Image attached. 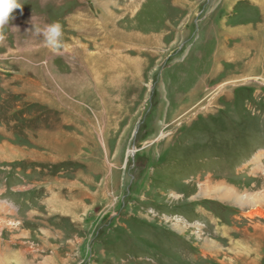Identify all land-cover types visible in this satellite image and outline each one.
Instances as JSON below:
<instances>
[{"label":"rangeland","instance_id":"374dc122","mask_svg":"<svg viewBox=\"0 0 264 264\" xmlns=\"http://www.w3.org/2000/svg\"><path fill=\"white\" fill-rule=\"evenodd\" d=\"M18 3L0 264H264V1Z\"/></svg>","mask_w":264,"mask_h":264},{"label":"clouds","instance_id":"9594fccd","mask_svg":"<svg viewBox=\"0 0 264 264\" xmlns=\"http://www.w3.org/2000/svg\"><path fill=\"white\" fill-rule=\"evenodd\" d=\"M21 8L18 0H0V41L4 39L3 29L9 25L12 19V13L15 9ZM13 30L16 27H12ZM34 35L41 36L47 47L53 52H58L64 47L63 44V26L59 21L45 24L42 28L36 27Z\"/></svg>","mask_w":264,"mask_h":264},{"label":"bare ground","instance_id":"6f19581e","mask_svg":"<svg viewBox=\"0 0 264 264\" xmlns=\"http://www.w3.org/2000/svg\"><path fill=\"white\" fill-rule=\"evenodd\" d=\"M263 1H264V0H263ZM97 5H98V4H97ZM106 5H107V4H106ZM106 9H107V8H106ZM106 11H107V10H106ZM106 11H105V12H106ZM108 12H109V13H108ZM108 12H107V13H108L109 15L112 16L111 11L108 10ZM105 14H106V13H105ZM250 78H251V77H250ZM250 80H251V79H250ZM254 211H255V210H254ZM256 211H261V208L256 206ZM256 211H255V212H256ZM5 253H7V252H5ZM9 256H10V255L8 254V257H9Z\"/></svg>","mask_w":264,"mask_h":264},{"label":"crops","instance_id":"0c3cea01","mask_svg":"<svg viewBox=\"0 0 264 264\" xmlns=\"http://www.w3.org/2000/svg\"><path fill=\"white\" fill-rule=\"evenodd\" d=\"M263 7H264V6H263ZM240 241H241V243H239V245H241V244L243 243V240H240ZM240 241H239V242H240ZM259 244H260V243H259ZM239 257H241V255H240Z\"/></svg>","mask_w":264,"mask_h":264}]
</instances>
